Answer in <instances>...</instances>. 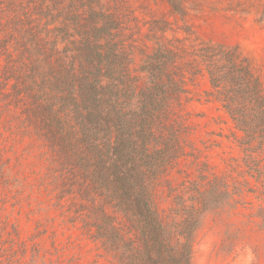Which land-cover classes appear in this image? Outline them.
Wrapping results in <instances>:
<instances>
[{
  "label": "trees",
  "instance_id": "1",
  "mask_svg": "<svg viewBox=\"0 0 264 264\" xmlns=\"http://www.w3.org/2000/svg\"><path fill=\"white\" fill-rule=\"evenodd\" d=\"M103 6L0 0L1 107L45 146L42 186L66 223L115 264H192L204 216L227 202L254 204L264 235V88L249 61L236 48L204 44L185 70L178 51L156 45L135 76L122 18ZM199 72L233 125L241 171L225 186L175 196L164 218L156 188L187 154L178 109L186 75Z\"/></svg>",
  "mask_w": 264,
  "mask_h": 264
},
{
  "label": "rangeland",
  "instance_id": "2",
  "mask_svg": "<svg viewBox=\"0 0 264 264\" xmlns=\"http://www.w3.org/2000/svg\"><path fill=\"white\" fill-rule=\"evenodd\" d=\"M168 1L102 0L103 7L122 18L135 76L143 55L156 45L178 51L186 70L198 47L220 44L236 48L264 88V0H176L181 14ZM186 87L178 113L187 126V154L156 188V205L164 218L174 209L175 196L207 189L213 181L225 186L229 174L241 171L235 165L241 157L235 130L208 94L207 76L186 75ZM18 118L4 112L0 103V264H115L79 225L66 223L42 186L46 148L22 131ZM252 206L232 208L227 202L207 213L196 235L192 264H264V235L251 216Z\"/></svg>",
  "mask_w": 264,
  "mask_h": 264
}]
</instances>
